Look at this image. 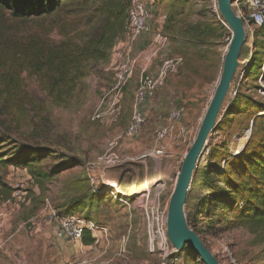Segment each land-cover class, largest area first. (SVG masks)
<instances>
[{
    "label": "rangeland",
    "instance_id": "1",
    "mask_svg": "<svg viewBox=\"0 0 264 264\" xmlns=\"http://www.w3.org/2000/svg\"><path fill=\"white\" fill-rule=\"evenodd\" d=\"M213 2L144 0L153 17L143 56L150 58L152 66L159 67L165 59L176 57H182V64L143 104L145 122L133 137L126 135V128L138 84L136 77L131 76L123 89L117 122L107 116L92 118L110 91L116 67L126 52L123 25L107 57L89 63L86 76L65 101L48 95L26 73L21 90L10 96L0 76L3 160L14 157V148L21 142L42 149L41 159L31 169L0 164L1 180L10 181L21 193L0 235V264H163L162 255L147 249L143 211L155 199L167 208L183 157L217 84L231 31L216 17ZM195 23H206L213 31L201 44L193 40L186 44L183 32ZM155 33L168 40L152 55L150 43ZM263 35L264 27L248 33L239 56L242 68L233 81L224 113L199 157L184 205L191 229L197 231L220 264H264V234L238 223L234 215L241 203L234 202L232 190L243 181L250 164L264 154V121L258 119L264 116ZM188 38L193 37L188 34ZM252 56L254 60L245 70ZM172 106L184 107V114L169 125L166 118ZM167 126V134L157 140L156 131ZM182 129L185 139L180 135ZM252 133L247 152L236 155L235 148L241 142L245 147ZM159 147L163 151L157 154ZM73 160L76 165L40 182L31 172L49 173L63 162L74 164ZM111 182L125 186L147 183L149 190L130 194L133 189L121 187L120 194ZM78 198L83 205L75 207L72 201ZM45 199L60 215L74 214L92 221L99 229L93 243L84 246L81 240L57 239L55 225L35 217ZM189 249L185 246L175 252L171 246L164 264H204Z\"/></svg>",
    "mask_w": 264,
    "mask_h": 264
},
{
    "label": "trees",
    "instance_id": "2",
    "mask_svg": "<svg viewBox=\"0 0 264 264\" xmlns=\"http://www.w3.org/2000/svg\"><path fill=\"white\" fill-rule=\"evenodd\" d=\"M128 6L127 0H0V76L9 91L4 93L15 96L22 88V75L26 73L34 77L48 95L59 101L69 99L86 76L89 63L105 59L122 25L125 30ZM212 31L206 23H195L188 25L183 33L187 35L186 44L191 40L201 44ZM188 34L193 38H188ZM231 107L230 104L227 112ZM258 119L264 121V116ZM252 140L253 133L236 155H244ZM17 145L14 157L3 160L0 154V164L33 168L42 157V149L22 142ZM74 161V164L63 162L49 173L31 172L36 182H40L76 165ZM8 188L12 190L0 178V194H5ZM232 190L235 191L234 202L241 203L234 215L238 223L254 233L264 234V154L250 164L243 181L232 186ZM72 202L75 207L83 205L79 198ZM186 222L190 227L187 218ZM85 234L81 241L93 243L92 237L83 240Z\"/></svg>",
    "mask_w": 264,
    "mask_h": 264
},
{
    "label": "built area",
    "instance_id": "3",
    "mask_svg": "<svg viewBox=\"0 0 264 264\" xmlns=\"http://www.w3.org/2000/svg\"><path fill=\"white\" fill-rule=\"evenodd\" d=\"M214 12L218 20L227 27L223 18L217 9V0H213ZM231 6L239 16L245 26L246 34H253L257 28L264 27V0H232ZM153 15L146 7L144 0H129L127 16L125 22V33L127 38L126 52L118 63L110 91L101 100L99 111L92 117H109L113 122H117L121 114V101L123 98V89L129 78L133 75L137 58L131 55L132 44L143 34L149 33L150 20ZM264 39V35H263ZM167 37L160 33H155L150 43L152 55L159 52L161 47L167 42ZM182 64V57L174 59H165L158 67L155 75L141 74L138 79L137 88L133 94L130 121L126 128L128 137L135 136L145 122V116L142 111L143 104L152 98L156 90L161 87L167 77L177 71ZM264 92V90H262ZM184 114V107L172 106L166 118L168 124L179 120ZM169 127L156 131V139L162 140L167 134ZM185 131L182 129L180 135L185 139ZM163 147L156 149L159 154ZM21 193L13 187L11 195L0 200V235L3 233L6 222L18 206V200ZM166 214L167 208L162 207L159 200L155 199L148 208L143 211L144 228L147 237V249L151 253L162 255L164 264L165 255L170 253V243L166 234ZM35 217H40L42 223L55 225L54 234L57 239H67L79 241L86 231L95 233L97 226L90 220L74 214L60 215L52 207L48 199L44 200L43 209ZM2 242H0V247Z\"/></svg>",
    "mask_w": 264,
    "mask_h": 264
},
{
    "label": "water",
    "instance_id": "4",
    "mask_svg": "<svg viewBox=\"0 0 264 264\" xmlns=\"http://www.w3.org/2000/svg\"><path fill=\"white\" fill-rule=\"evenodd\" d=\"M231 3L232 0H217L218 12L231 31V37L222 60L221 71L213 95L195 138L183 157L173 191L169 197L166 214L167 239L175 252H180L186 245L204 264H220V262L204 244L198 233L188 226L184 204L190 182L198 166L199 157L210 133L224 113L233 81L239 69L242 68L239 56L246 42L247 34L242 19L236 15Z\"/></svg>",
    "mask_w": 264,
    "mask_h": 264
},
{
    "label": "crops",
    "instance_id": "5",
    "mask_svg": "<svg viewBox=\"0 0 264 264\" xmlns=\"http://www.w3.org/2000/svg\"><path fill=\"white\" fill-rule=\"evenodd\" d=\"M149 34H143L142 36H140L133 44H132V47H131V55L133 57H136L137 58V63H136V66H135V69H134V73H133V77H136V82H138V79L140 77L141 74L145 73V74H148V75H155L157 73V70H158V67L157 66H152V65H149V62H150V58H145L143 55L145 54V49L147 48V46L144 48V45H145V38L148 36ZM250 55V54H249ZM155 57V56H154ZM148 63V64H147ZM112 83H113V80H112ZM13 167V165H10ZM5 184L10 187L11 189H13V185L10 181H4ZM5 194H0V200L1 199H4V198H7L11 195V192L12 190H10L9 188L8 189H5ZM102 229V227H100ZM99 230V229H97ZM97 230L95 233H91V232H85V236H84V239H88L89 237H92L94 238V240L96 239L97 237ZM83 243V241H81ZM84 244V243H83ZM92 244V243H91ZM91 244H84L85 245H91Z\"/></svg>",
    "mask_w": 264,
    "mask_h": 264
},
{
    "label": "bare ground",
    "instance_id": "6",
    "mask_svg": "<svg viewBox=\"0 0 264 264\" xmlns=\"http://www.w3.org/2000/svg\"><path fill=\"white\" fill-rule=\"evenodd\" d=\"M243 50H244V47H243ZM242 50V51H243ZM247 134H248V132H247ZM246 139V138H245ZM243 148V142H241L239 145H238V147H236L235 148V154H237L241 149ZM140 183V182H139ZM111 186L115 189V191L117 192V193H123L121 190H120V188L122 187V188H125V187H127V188H131V189H133L132 191H131V193L130 194H141L142 192H146V191H148L149 190V185L147 184V183H145L144 185H142L141 184V186L140 185H130V186H125V185H117V184H115L114 182H111ZM115 192V193H116Z\"/></svg>",
    "mask_w": 264,
    "mask_h": 264
}]
</instances>
